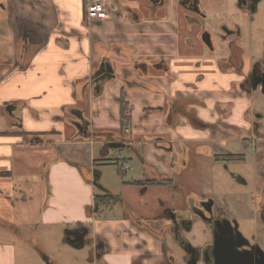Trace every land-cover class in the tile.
Returning a JSON list of instances; mask_svg holds the SVG:
<instances>
[{
  "label": "crops",
  "instance_id": "crops-1",
  "mask_svg": "<svg viewBox=\"0 0 264 264\" xmlns=\"http://www.w3.org/2000/svg\"><path fill=\"white\" fill-rule=\"evenodd\" d=\"M104 1L106 18L89 20L85 0H0V230L21 237V228L8 226L5 207L24 221L37 208V229L48 239L57 231L68 246L81 248L76 245L82 241L73 242L68 233L78 224L85 229L89 264H174L162 205L144 200V208L154 210L146 215L133 203L150 188L164 193L157 200L167 207L185 199V181H175L163 144L248 143L264 187V113L254 104L264 93L239 86L254 64L264 65V35L253 33L263 28L264 4L260 8L258 0L250 9L236 0ZM188 1L193 9L185 7ZM201 28L211 33L212 49L198 38ZM232 43L240 49L241 74L231 63ZM121 96L129 120L123 130ZM115 149L141 160V176L126 182L170 184H124L130 196L124 202L117 196L122 215L96 219V189L111 193L96 167ZM114 159L128 165L121 156ZM16 184L28 198L14 199ZM42 188L36 205L31 195ZM0 264H15L13 244L0 243Z\"/></svg>",
  "mask_w": 264,
  "mask_h": 264
},
{
  "label": "flooded vegetation",
  "instance_id": "flooded-vegetation-1",
  "mask_svg": "<svg viewBox=\"0 0 264 264\" xmlns=\"http://www.w3.org/2000/svg\"><path fill=\"white\" fill-rule=\"evenodd\" d=\"M236 2L250 9H253L255 4L250 0H236ZM185 7L194 8L191 1H188ZM192 24L196 25L197 21L195 20ZM206 33L209 34L213 44L211 33L206 29L201 28L198 38L201 40V36ZM232 44L237 46L235 43ZM231 63L236 72L241 74V61L231 60ZM251 69L252 74L249 77L245 75L239 86L247 91L258 89L263 92L264 65L256 63ZM196 124L199 128L210 126L200 122ZM216 143V141L180 140L178 144L165 143L166 145L163 144V147L171 152L169 163L174 166L175 170L185 166L184 159L190 157L193 158L196 166L212 161L216 163L229 162L239 166L248 162L246 152L249 151L250 144L240 143L244 152L235 154ZM250 152L253 168L249 179L244 178L240 173H231L232 182L237 183L241 189L246 188V192L242 190L241 194H236L237 192H234L230 185L222 187V184H218L220 190L214 189L212 186L206 189L187 184L184 189H181L182 183L180 195L185 197L182 202H179L182 207H167L163 202L160 203L162 205L160 206L161 213L168 218L166 228L170 233L173 245L172 259L175 250H178L184 264H264V187L256 179L257 154L251 150ZM260 156L264 158V151ZM176 157L180 159L179 163L175 160ZM150 169L155 171L153 167ZM197 169L191 168L194 172ZM224 169L227 170L226 167ZM194 225L201 226L202 233L208 234V240L198 244L193 242L194 238L191 239L187 236ZM246 229L248 232L245 233ZM75 231L82 233L83 229L77 225L76 229L71 232ZM68 235L71 236L72 233ZM87 240L84 241L85 244L88 242Z\"/></svg>",
  "mask_w": 264,
  "mask_h": 264
},
{
  "label": "rangeland",
  "instance_id": "rangeland-1",
  "mask_svg": "<svg viewBox=\"0 0 264 264\" xmlns=\"http://www.w3.org/2000/svg\"><path fill=\"white\" fill-rule=\"evenodd\" d=\"M258 3H260V8H262L264 0H259ZM210 18L212 20L214 16H210ZM253 33H256L257 37L263 36L264 25L260 30H255L253 28ZM254 101L255 106L258 109H261L264 113V96H262L259 92V95L254 99ZM216 144L227 149L231 153L236 154L239 152H244L240 142L237 141L225 143L217 142ZM135 148L140 151V145L135 144ZM249 154H251L250 150L246 152V155H248V162L242 166L229 162L216 163L213 161L208 162L207 164H198L196 166L192 157L184 159L185 166H181L180 169L177 168V170H175V181H177L179 178L180 180L186 182L184 185L185 187L187 185H191L196 187H205L206 189L209 187L211 188V186L214 187V189H218V184H222V187H227L230 185L234 189L233 191L237 192L236 194H241L242 190L246 192L247 189H241L237 183L232 182L231 173H240L244 178L249 179V176L251 175V169L253 168V161L250 160ZM119 156H121V158H125L128 163L127 166L129 169H126L127 171L125 174L118 172V168L121 169V164L119 163L123 164V162L119 161L118 165H116L114 164L115 161L112 160L114 158L118 160ZM175 160L178 163L180 161L178 157H176ZM225 167L227 170L224 169ZM96 168L99 172H101L99 179L100 184H102L109 190V192H111L110 196L112 199L109 206L99 207L98 211L94 213V218L98 219L103 215H107L109 217H119L123 213V202L127 201V197L130 196V193L124 188V183L130 180L132 176L134 178H137V176L139 178L141 176L143 170L141 160L137 158V156L132 152L124 149H115L112 151L108 159L104 161V163L98 165ZM191 168L198 169L194 172V170H191ZM23 189L24 186L22 184H16L13 187L15 200L20 201L22 198L27 197L22 191ZM44 193V188H42L40 192H38L36 189V194L31 195V200L35 201L37 205L42 200V195L44 196ZM96 193L100 194L98 189H96ZM117 196L123 198V202H121ZM158 196H164V193H161L160 189L158 188H150L144 197H139L136 195V199L134 198L135 201L133 203L138 206L137 210L143 211L146 215H151L154 210L150 209L149 207L144 208L142 202L144 200H152L151 203L156 207L160 205L157 200ZM19 201L15 202L19 205ZM170 207H172V205ZM17 209L20 213L22 212L19 207H17ZM32 211H36V214L30 215L29 218L24 221L21 219V217H17L19 214L17 211L16 213H13L9 208L7 210V207H5V219H10L12 222V224L8 226L15 229L21 228L22 231L21 237H17L12 232L0 230V243L5 244V242H9V244H13L15 246V264H89V260L91 259L90 257L92 255V249L89 245L85 244L81 248H72V246H68V244L61 240L57 231L51 232V235L48 239V236L41 227L37 229V208H33ZM0 229L2 228L0 227ZM244 232H248V229H246ZM187 236L191 239L194 238L193 242L198 244L205 242L209 237L208 234L202 233L200 225H194L191 231L188 232ZM173 259L175 260L174 264H184L180 259V253L178 250H175Z\"/></svg>",
  "mask_w": 264,
  "mask_h": 264
},
{
  "label": "trees",
  "instance_id": "trees-1",
  "mask_svg": "<svg viewBox=\"0 0 264 264\" xmlns=\"http://www.w3.org/2000/svg\"><path fill=\"white\" fill-rule=\"evenodd\" d=\"M231 56L232 59L236 62H239L240 59V49L238 46L232 45L231 49ZM126 103L124 102L123 97L120 98V128L123 130L128 125V116L126 114ZM117 165V164H116ZM118 172L121 173V171L118 168ZM3 174V173H0ZM125 185H135V186H158V185H164V184H170V181L166 180H159V179H153V180H140V181H132V182H125ZM112 197L109 194H94L93 195V205H92V211L96 213L101 206H109L111 203ZM81 226L80 224H78Z\"/></svg>",
  "mask_w": 264,
  "mask_h": 264
},
{
  "label": "built area",
  "instance_id": "built-area-1",
  "mask_svg": "<svg viewBox=\"0 0 264 264\" xmlns=\"http://www.w3.org/2000/svg\"><path fill=\"white\" fill-rule=\"evenodd\" d=\"M86 15L89 20H101L107 16V7L104 0H85ZM126 131H128L126 129ZM127 164H121V170H126Z\"/></svg>",
  "mask_w": 264,
  "mask_h": 264
},
{
  "label": "water",
  "instance_id": "water-1",
  "mask_svg": "<svg viewBox=\"0 0 264 264\" xmlns=\"http://www.w3.org/2000/svg\"><path fill=\"white\" fill-rule=\"evenodd\" d=\"M115 1H119V0H115ZM252 3H255V2H257L258 0H250ZM201 40H202V42H203V44L204 45H206L208 48H210V49H212V43H211V39H210V36H209V34L208 33H206L205 35L203 34L202 36H201ZM252 74V69H250L249 70V72H247L246 73V76H248L249 77V75H251ZM262 86H263V88H264V83L262 84ZM263 92H264V89H263ZM78 128H80V124L79 123H77V125H76ZM93 183L94 184H96L95 183V181L93 180ZM70 233H72V237L74 238L73 240V242H77V241H82L79 245H76L77 247H83V245H85V242H84V235L86 234V231H85V229H83V232L82 233H79V232H71L70 231ZM69 234V233H68ZM88 242L86 243V244H90L91 243V241L90 240H87Z\"/></svg>",
  "mask_w": 264,
  "mask_h": 264
}]
</instances>
